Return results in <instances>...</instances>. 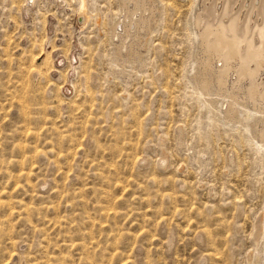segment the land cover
I'll return each instance as SVG.
<instances>
[{
  "label": "rangeland",
  "instance_id": "1",
  "mask_svg": "<svg viewBox=\"0 0 264 264\" xmlns=\"http://www.w3.org/2000/svg\"><path fill=\"white\" fill-rule=\"evenodd\" d=\"M79 1L0 0V264H264V108L201 90V0L122 49Z\"/></svg>",
  "mask_w": 264,
  "mask_h": 264
},
{
  "label": "bare ground",
  "instance_id": "2",
  "mask_svg": "<svg viewBox=\"0 0 264 264\" xmlns=\"http://www.w3.org/2000/svg\"><path fill=\"white\" fill-rule=\"evenodd\" d=\"M31 1L25 0L28 4ZM153 4L152 0L119 1L120 17L112 26L113 34H123L118 49L128 45L125 44L128 37L148 29L156 11ZM78 9L83 24L88 19L85 0L79 1ZM193 25L202 54L199 62L201 90L206 93L213 79L215 88L220 91L231 76L226 117L231 120L236 115L235 107L240 100L237 93L243 82L244 98L253 107L264 108V77L260 78L264 70V0H201ZM213 62L220 65L214 68ZM257 131L259 141L264 144V121Z\"/></svg>",
  "mask_w": 264,
  "mask_h": 264
}]
</instances>
